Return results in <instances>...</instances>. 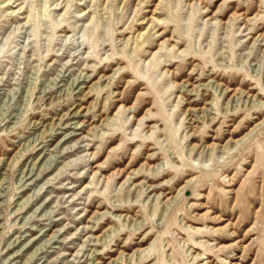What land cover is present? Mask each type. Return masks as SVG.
<instances>
[{
	"label": "rangeland",
	"instance_id": "rangeland-1",
	"mask_svg": "<svg viewBox=\"0 0 264 264\" xmlns=\"http://www.w3.org/2000/svg\"><path fill=\"white\" fill-rule=\"evenodd\" d=\"M263 110L264 0H0V264H264Z\"/></svg>",
	"mask_w": 264,
	"mask_h": 264
},
{
	"label": "bare ground",
	"instance_id": "bare-ground-1",
	"mask_svg": "<svg viewBox=\"0 0 264 264\" xmlns=\"http://www.w3.org/2000/svg\"><path fill=\"white\" fill-rule=\"evenodd\" d=\"M114 75H115V72L112 74V75H110L109 76V78L111 77H114ZM90 90H89V92H88V94L91 92V91H93V90H98V91H101V88H100V86L99 87H90L89 88ZM84 104V103H83ZM71 110V109H70ZM264 111V110H263ZM82 112V111H81ZM70 112H66L63 116H61V118H59V120H60V122L62 121V120H64V117L67 115V117H68V114H69ZM74 115H72L71 113L69 114V115H72V116H75L76 114L75 113H73ZM71 116V117H72ZM70 117V116H69ZM73 119V118H72ZM236 119V117L234 118V120ZM69 121V120H68ZM80 122V121H79ZM82 123V122H81ZM236 124V123H235ZM238 131L237 130H233V135H235L236 133H237ZM261 133H264V119L262 120V121H259L248 133H246L243 137H241V138H239V139H234V137L232 136L228 141H227V143H235V144H238V143H240V142H243V141H245V140H247V142L246 143H250L251 142V140L252 139H255L256 138V140H258V142L259 143H261V145L264 147V136H261ZM251 135V137L250 138H248L249 136ZM209 139V138H208ZM196 146V145H195ZM226 148V147H225ZM13 162H14V160H13ZM245 165H247V163H245ZM256 167H258L256 164L253 166V168H255L256 169ZM200 172H202L201 170H200ZM200 177H201V175H199V176H196L195 178H192L191 180H189L185 185H183V186H181L180 187V189H179V191H178V193H177V197L178 198H180L181 196H184L185 197V201L187 200V199H189V201H188V203H190L191 202V200H193L196 196H195V193H194V191H195V187H196V180H200ZM190 194V195H189ZM203 196V195H202ZM254 200H256V199H254ZM215 208V207H214ZM221 210H222V208H221ZM259 210H257V212H258ZM255 217H257V216H255ZM190 220H192V222H194V223H196L197 222V220H193V219H190ZM256 221H257V218L255 219V222H254V224L252 225V228L254 227V225L256 224ZM181 228L182 229H184L185 231H188V232H191V233H193V231L195 230V227H192L191 225H186V224H184V225H182L181 226ZM252 228H250L248 231H252ZM150 234H148L146 237H144V239H148L150 236H149ZM183 243H186V240L183 242ZM241 243V240H236L234 243H233V245H238V244H240ZM193 244L192 243H190V246L185 250V254H186V252H188V250L191 248V246H192ZM216 245L219 247V248H221V247H223L222 246V244L220 243V242H217L216 243ZM138 246V245H137ZM194 246L195 247H198V245H195L194 244ZM200 246H202V245H200ZM143 251V249L141 250V249H138L137 250V252H142ZM195 252V251H194ZM122 256V255H121ZM150 256V255H149ZM149 256H147V258L145 259V258H141V260H140V262H139V264H147L150 260H149ZM186 259H187V261H188V264H194V262L196 261V260H198V259H201V260H203L204 258H200L201 257V254L200 253H196L195 252V254H186ZM189 257H191L190 259H189ZM209 258V257H208ZM193 259V261L191 262V260ZM207 262H209V261H207ZM230 264H232V262H230ZM233 264H237V263H233Z\"/></svg>",
	"mask_w": 264,
	"mask_h": 264
}]
</instances>
